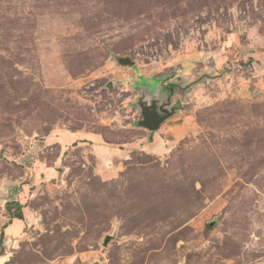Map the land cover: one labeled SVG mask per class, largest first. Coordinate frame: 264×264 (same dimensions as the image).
<instances>
[{"label": "rangeland", "instance_id": "obj_1", "mask_svg": "<svg viewBox=\"0 0 264 264\" xmlns=\"http://www.w3.org/2000/svg\"><path fill=\"white\" fill-rule=\"evenodd\" d=\"M156 73L190 85L149 131ZM3 229L0 264H264V0H0Z\"/></svg>", "mask_w": 264, "mask_h": 264}, {"label": "flooded vegetation", "instance_id": "obj_2", "mask_svg": "<svg viewBox=\"0 0 264 264\" xmlns=\"http://www.w3.org/2000/svg\"><path fill=\"white\" fill-rule=\"evenodd\" d=\"M185 65H188L187 61ZM158 74H154V77H159L161 79L164 78L162 79L159 86L154 88H150L149 86H141L136 88V106L138 107V100L141 99L147 105H154V108H150V112L152 113L157 112L160 116H163L165 113L160 111L161 107L164 110H174L176 113L180 108V102H175L173 100L175 89H181V91H183L190 85V83L186 85H179L176 81V77L167 79V76H159Z\"/></svg>", "mask_w": 264, "mask_h": 264}, {"label": "water", "instance_id": "obj_3", "mask_svg": "<svg viewBox=\"0 0 264 264\" xmlns=\"http://www.w3.org/2000/svg\"><path fill=\"white\" fill-rule=\"evenodd\" d=\"M144 74L148 75L149 73ZM138 107L141 117L136 121V125L149 131L159 129L166 119L172 117L175 114L174 110H164L162 107L160 108V111L165 113L163 116H160L157 112L152 113L150 112V108H154V105H147L141 99L138 100ZM213 223L214 222H210L211 225H213ZM114 238L115 234H106L103 240V245L107 246L109 242Z\"/></svg>", "mask_w": 264, "mask_h": 264}, {"label": "trees", "instance_id": "obj_4", "mask_svg": "<svg viewBox=\"0 0 264 264\" xmlns=\"http://www.w3.org/2000/svg\"><path fill=\"white\" fill-rule=\"evenodd\" d=\"M117 62L121 65L130 66L133 62L128 60L127 58H117ZM21 202H7L6 209L9 214V219H24L23 207ZM5 232L4 229L0 233V243L1 245L4 243Z\"/></svg>", "mask_w": 264, "mask_h": 264}, {"label": "built area", "instance_id": "obj_5", "mask_svg": "<svg viewBox=\"0 0 264 264\" xmlns=\"http://www.w3.org/2000/svg\"><path fill=\"white\" fill-rule=\"evenodd\" d=\"M235 16H236V15H235ZM231 26L233 27L234 25L231 23ZM242 27H243V25H239V26H238L240 32L243 31V30H242V29H243Z\"/></svg>", "mask_w": 264, "mask_h": 264}]
</instances>
